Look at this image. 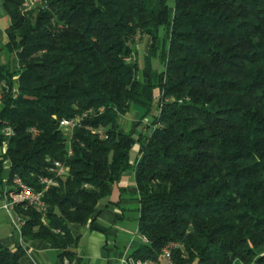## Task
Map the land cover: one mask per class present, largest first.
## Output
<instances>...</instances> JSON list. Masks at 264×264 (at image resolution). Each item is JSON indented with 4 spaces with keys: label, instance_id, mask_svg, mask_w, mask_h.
Wrapping results in <instances>:
<instances>
[{
    "label": "trees",
    "instance_id": "1",
    "mask_svg": "<svg viewBox=\"0 0 264 264\" xmlns=\"http://www.w3.org/2000/svg\"><path fill=\"white\" fill-rule=\"evenodd\" d=\"M24 1L3 0L0 54L16 69L0 62V198L5 169L8 187L20 176L36 191L53 162L68 174L44 192V214L15 206L21 236L71 264L68 225L90 222L133 171L144 241L133 258L264 264V0ZM135 108L144 131L121 124ZM0 264H19L1 242Z\"/></svg>",
    "mask_w": 264,
    "mask_h": 264
},
{
    "label": "crops",
    "instance_id": "2",
    "mask_svg": "<svg viewBox=\"0 0 264 264\" xmlns=\"http://www.w3.org/2000/svg\"><path fill=\"white\" fill-rule=\"evenodd\" d=\"M9 25L3 0H0V48L7 40L5 30ZM9 57L16 62L15 54ZM139 115L135 111L132 117ZM138 158L135 149L131 152V161L136 162ZM3 205V198H0V242L18 255L19 264H62L59 250L41 240L22 237L16 212L6 211ZM138 210L134 172L127 171L119 183L110 186L109 197L97 205L96 215L90 222L86 225H68L77 240V246L71 250L74 253L71 264H123V259L132 256L134 248L144 242L138 231ZM2 227H5L4 232L1 231Z\"/></svg>",
    "mask_w": 264,
    "mask_h": 264
},
{
    "label": "built area",
    "instance_id": "3",
    "mask_svg": "<svg viewBox=\"0 0 264 264\" xmlns=\"http://www.w3.org/2000/svg\"><path fill=\"white\" fill-rule=\"evenodd\" d=\"M42 0H25L22 7L24 10H29L41 3ZM77 119L71 120H62L60 122V127L63 130L73 129V127L77 123ZM33 134H37L36 130L31 131ZM5 137H10L13 134L11 128H5L3 131ZM69 155L71 152H68ZM56 174V177L65 176L68 173V168L63 164L61 161L53 162V166L50 168ZM40 184L43 186L42 191H36L34 188L26 185L20 176H15L12 180V186L4 192L3 201L4 205L3 208L6 211H15V206L22 204L26 207H31L34 210L41 212L42 214L46 211V205L43 201V194L46 192L49 187L55 184L54 178L52 177H41L39 179ZM17 221L20 224L19 231L23 225V221L17 216ZM67 264V262H65ZM123 264H175L171 255V251L169 249H164L161 253L160 259L157 260H141L135 259L132 256H126L123 259Z\"/></svg>",
    "mask_w": 264,
    "mask_h": 264
},
{
    "label": "rangeland",
    "instance_id": "4",
    "mask_svg": "<svg viewBox=\"0 0 264 264\" xmlns=\"http://www.w3.org/2000/svg\"><path fill=\"white\" fill-rule=\"evenodd\" d=\"M170 5H172V0H170L169 2ZM163 35V30L160 32V37ZM148 46H149V39L147 37H144L141 41L137 42L135 47H136V54L134 55V57L131 59V61L137 59L139 64L142 65V56L144 55V53L147 52L148 50ZM0 62L4 63V64H9L12 68L16 69V62H14L13 57H9L6 53H1L0 54ZM9 62V63H8ZM153 66L157 69H160V64L156 61L153 60ZM15 84L17 85V77L14 79ZM16 87V86H15ZM157 103H158V95H157V99H155V102H153L152 108H151V115L155 116V117H159L160 112L157 109ZM139 112V110L137 108H135L133 111H131L130 113L126 114L120 121L121 124L124 126L126 131H129L133 128H135L137 125H140V127L138 126L137 129L138 130H142L144 131L145 128L148 124H149V117L147 119L144 120H140V117L137 118H133L132 115L133 113ZM77 120H80L79 117L76 118ZM141 128V129H140ZM64 132L70 134L71 133V129H67L64 130ZM148 132V131H147ZM133 160H134V156H133ZM53 166V163H52ZM51 168V167H50ZM49 172L52 174V178H54V182L55 184L52 186H56L58 181H57V177L55 176V172L51 169H49ZM68 174V173H67ZM49 177V176H47ZM2 187L4 188L5 191H7L10 187L7 186V170L5 169L3 174H2ZM3 214H6L4 211H2ZM1 231L4 232L5 231V227L1 228Z\"/></svg>",
    "mask_w": 264,
    "mask_h": 264
}]
</instances>
